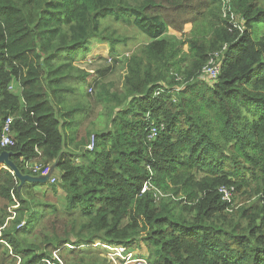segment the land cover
Listing matches in <instances>:
<instances>
[{
	"label": "trees",
	"instance_id": "16d2710c",
	"mask_svg": "<svg viewBox=\"0 0 264 264\" xmlns=\"http://www.w3.org/2000/svg\"><path fill=\"white\" fill-rule=\"evenodd\" d=\"M201 1L202 10L192 0H0V134L12 116L14 139L0 145V264H108L82 254L95 240L141 244L151 264H264V0ZM109 17L147 42L119 56ZM170 25L186 37L165 38ZM90 38L110 40L109 55L83 71L75 61ZM224 45L218 76L198 80ZM119 65L123 86L111 92L104 76ZM91 73L104 119L84 143L68 119L90 110ZM30 160L56 178L64 209L33 197ZM237 194L257 199L237 204Z\"/></svg>",
	"mask_w": 264,
	"mask_h": 264
},
{
	"label": "rangeland",
	"instance_id": "374dc122",
	"mask_svg": "<svg viewBox=\"0 0 264 264\" xmlns=\"http://www.w3.org/2000/svg\"><path fill=\"white\" fill-rule=\"evenodd\" d=\"M192 2L195 4V10H202L203 4L201 0H192ZM178 11H171L169 12V18L178 20L180 18H185V15L183 16L182 13L176 14ZM168 14V12H167ZM194 15V14H193ZM167 16V15H166ZM230 18V17H229ZM230 20H232L230 18ZM236 22L238 20L234 18ZM239 23V22H238ZM103 27L105 28L104 33L107 37L113 38L115 40V50L116 54L119 56L125 54L128 55L131 52L135 51L139 46L147 42L146 38L139 34L137 30L133 26H129L124 24L123 22L115 21L113 18L109 17L106 20L103 21ZM184 29H181L180 25H170L168 31L164 34V37L169 39V40H174V39H180L186 37V33ZM110 41V40H109ZM107 40H99L98 38H90L88 40V52L82 57L78 56L79 59H77L75 62V65H77L78 68L81 70H92L91 64H89L90 68H87V64L89 62H92L96 59H99V55L102 54L103 56H108L109 55V47H110V42ZM111 65H113V61L110 62ZM76 69V67L72 66V69ZM124 67L122 65H119L118 67L113 68V70L110 72L108 71L107 75L104 77V83L103 85L109 90V91H118L122 88L123 86V81H124V74H122ZM93 71V70H92ZM96 74V73H95ZM98 74V73H97ZM92 73L88 77V81L85 85L83 86V93L85 94V98L88 99L90 102L89 104L91 105V108L88 112H86L85 115L80 116L79 118V113H73L71 116V119L69 118L71 122L73 121L74 117L78 119V125H77V133L75 136V140L80 142L85 143V137L87 135V131L92 129L91 121L94 122H99L100 125L103 124V119H104V111H101V103L100 100H95V96L97 92H95V88L93 86H90V81L89 78H92ZM101 76V75H99ZM92 81V80H91ZM102 91V90H101ZM89 94L87 96L86 94ZM122 98V92H120V96ZM76 104V101L74 97H69L67 100V105L68 106H74ZM104 104V103H103ZM100 110V111H99ZM96 111V113H95ZM80 161V158L78 159L77 162ZM3 165L0 164V168H2ZM40 172L37 174V176H27L30 179L33 180H38V184L31 185L32 187L31 190L33 192V197L42 200H46L48 203H52L59 207L60 209H64L65 207V195L64 192L60 189V187L56 188V191L52 190V182L49 181L51 178H48V175H45V178H42L43 175ZM30 183V180H29ZM51 183V184H50ZM235 193V192H234ZM234 195V194H233ZM30 201L33 200L32 196L26 195ZM234 197V196H233ZM257 197L252 195V197L247 198V196H242L240 194L236 195L235 202L237 204H242L247 202L246 204L253 203L255 202ZM33 204L35 201L33 200ZM18 202L16 201L15 205H10L9 207V212L11 216L8 218L9 224H11L12 220L15 218V212L14 208L18 207ZM6 222V224L8 223ZM25 220H22V223L20 224L21 226L24 224ZM36 235H38L36 233ZM98 243H104L99 240H95L92 244L88 245H82L80 246L81 252L84 255H98L100 258L105 259L106 262H109L108 264H123V260L117 256H113L114 258H110V256L104 252H107L106 248L102 244ZM66 246L71 247V244H66ZM131 250L134 251L135 256L138 258H143L146 261H148L147 254L145 252V247L142 246L141 244L139 245H134L131 246ZM57 253L53 252V257H57ZM61 262V264H64L63 256L58 255ZM149 262V261H148Z\"/></svg>",
	"mask_w": 264,
	"mask_h": 264
},
{
	"label": "built area",
	"instance_id": "2783aa9c",
	"mask_svg": "<svg viewBox=\"0 0 264 264\" xmlns=\"http://www.w3.org/2000/svg\"><path fill=\"white\" fill-rule=\"evenodd\" d=\"M227 11H229L228 7H226L225 15L227 14ZM230 18L232 19L230 20V23L233 25V27L239 30L243 29L242 23H238L234 20V18L236 17L234 16L233 13H230ZM225 48H226V45H224L220 50L214 51L211 54L207 63L202 67V70L198 74L197 76L198 80H206L210 82V81H213L218 76L219 71H220V59L222 58V54ZM8 89L11 90L12 86L10 85ZM12 121H13V117L7 116L2 124V130L0 134V145L2 147L14 145L13 131H12V125H11ZM161 128H163V124ZM157 134H158V129L155 126H151L150 133L148 134V138L150 139L155 138ZM93 147H94V137L92 136L90 139V143L87 145V148L89 150H92ZM3 167H6V166L3 165ZM26 167L33 174H38L43 170L44 164L38 160H30L26 162ZM49 181L54 183L56 181V178L52 177ZM146 189H148V186L144 185L141 192H144ZM218 191L221 194V199L223 201H225L226 203H231L233 194L235 192L232 186L230 187L224 186V185L220 186L218 188ZM98 244H102L106 248L107 252H104V253L108 254L110 258H114L113 256H117L121 258L123 260V264H151L150 262L146 261L143 258L136 257L134 251L131 250V247L122 246V245H109L106 243H98Z\"/></svg>",
	"mask_w": 264,
	"mask_h": 264
},
{
	"label": "water",
	"instance_id": "95a60500",
	"mask_svg": "<svg viewBox=\"0 0 264 264\" xmlns=\"http://www.w3.org/2000/svg\"><path fill=\"white\" fill-rule=\"evenodd\" d=\"M7 160V152L3 151L0 155V164L4 165V162Z\"/></svg>",
	"mask_w": 264,
	"mask_h": 264
}]
</instances>
